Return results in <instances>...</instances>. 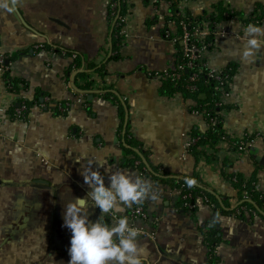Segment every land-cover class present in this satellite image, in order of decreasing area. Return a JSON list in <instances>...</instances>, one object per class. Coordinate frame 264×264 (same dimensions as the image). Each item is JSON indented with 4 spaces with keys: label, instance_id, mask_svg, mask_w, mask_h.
Masks as SVG:
<instances>
[{
    "label": "crops",
    "instance_id": "crops-1",
    "mask_svg": "<svg viewBox=\"0 0 264 264\" xmlns=\"http://www.w3.org/2000/svg\"><path fill=\"white\" fill-rule=\"evenodd\" d=\"M4 3L12 11L0 7V264H67L71 233L63 207L90 191L80 175L89 161L105 184L119 170L152 185L157 198L138 202L145 219L129 216L136 203L117 214L152 233L138 237L148 250L144 264H205L207 226L219 237L217 264H264L263 218L249 211L250 220L218 216L201 200L192 215L169 181L191 179L234 208L236 190L223 177L225 168L253 179L264 193V46L250 58L240 55L248 18L264 0L186 4L192 18L218 5L232 13L212 29L214 45L202 59L216 69L235 67L223 129L253 139L242 152L224 140L201 146L197 157L185 143L206 129L203 116L190 110L193 100L161 92L160 73L176 61V46L164 35L163 3L155 15L149 0L124 1L128 34L114 59L109 0ZM24 101L28 109L17 118L13 109Z\"/></svg>",
    "mask_w": 264,
    "mask_h": 264
},
{
    "label": "clouds",
    "instance_id": "clouds-1",
    "mask_svg": "<svg viewBox=\"0 0 264 264\" xmlns=\"http://www.w3.org/2000/svg\"><path fill=\"white\" fill-rule=\"evenodd\" d=\"M0 7L12 11L7 3ZM244 38L245 45L240 52L242 59L252 57L264 46V27L247 24ZM92 164L89 161L80 172L90 191L84 196H73L63 207V225L71 233L67 264H144L148 250L138 239L140 230L129 224L127 216L117 214L123 212L124 206L142 202L145 198L155 200L152 185L139 175L131 176L119 170L108 175L105 184V176L99 170H93ZM186 183L191 186L193 180L188 179ZM109 213L116 217L114 222L105 221L102 214Z\"/></svg>",
    "mask_w": 264,
    "mask_h": 264
},
{
    "label": "trees",
    "instance_id": "trees-1",
    "mask_svg": "<svg viewBox=\"0 0 264 264\" xmlns=\"http://www.w3.org/2000/svg\"><path fill=\"white\" fill-rule=\"evenodd\" d=\"M117 5L112 9L111 7H108V17H111V13L118 14L119 16H122L125 13V0H115ZM175 3L172 4L171 12H175ZM206 14V13H205ZM203 14L199 18H192L187 14V19L191 20L193 23H202L206 21L208 23V26L210 27V30L215 29L217 24L227 17H229L232 13L225 12V10L222 8L221 5H218L215 7L211 12L208 14ZM264 15V5L263 6H257L255 7L252 17H249L248 20H251L253 22L257 21L258 23H264L261 22V18ZM118 22V21H117ZM115 24L112 29V43H111V50L112 54L110 55V58L114 59L118 57V49L121 45V35L119 34L120 30V24ZM256 23V24H258ZM207 40H212L213 36L208 35ZM115 53L113 54V52ZM176 61L174 63L173 68L168 69V71H174L177 68L178 64H184L185 59L182 57L181 52L176 47ZM76 60V58H75ZM98 70V68H95ZM100 72L103 68L100 66ZM202 69V71H199ZM198 73V79L194 84L196 85L195 90H190L187 88V85L189 82L187 81L186 77L189 73L192 72V70L189 69H183L182 73L183 76L180 79L177 80H170L166 78L165 76H160L162 85H161V92L164 94H175L180 93L184 99H191L194 101V105L191 107L192 110H196L198 112H201L202 110H205L204 113H198L203 116L205 122L209 120V118L213 117L216 121L210 125V127H207L204 131H195L191 134L192 137L196 138V142H194L189 147L190 154L197 157L199 154L202 153V150H199L201 146L209 145L210 147H214L222 138L224 141H226L232 150H237V146L239 145V140L234 139L231 135L224 133L225 130L223 129V121H221V118L215 115V112L217 111V107L215 106V103L220 99L221 94V88L216 85L215 82L209 80L204 75V68L201 64L197 62L194 69ZM231 76L235 73V67L231 66L229 69H225ZM104 74V73H101ZM10 86L13 88L15 86V82L13 80H10ZM16 88V87H15ZM17 91V88L15 89ZM108 93H106L107 95ZM24 104L28 106V104L24 101ZM224 108L227 109V106L224 105ZM129 152H132L130 149H128ZM229 165V164H228ZM227 164L226 166L229 167ZM225 172V168L222 172L223 177L227 180V182L230 183L231 186L236 190V200L237 205L234 208H229L228 203L226 199L220 197L213 191L207 190L203 186H199L196 184H191L189 186L188 183H186V179H169V181L173 182V184L176 186L177 189H179L181 194V202L184 204L185 202L194 204L198 202V200H201L203 203L208 205L213 212L218 216H224L234 213L237 218L246 220L249 219L246 215L247 210H253L256 212L257 216H260L264 219V193L259 191L256 188V185L254 183V180L251 178H244L242 173L229 170ZM162 181H164L163 178H161ZM246 192L247 198H244L243 193ZM183 194H189L187 198H182ZM141 205V203H140ZM186 208V207H185ZM197 209V205L193 207L192 209H189L193 214H195V211ZM250 220V219H249ZM205 239L204 243L207 248V259L205 264H217L218 263V255L216 254V246L219 243V237L217 236V232L214 230V228L207 226L205 227Z\"/></svg>",
    "mask_w": 264,
    "mask_h": 264
},
{
    "label": "built area",
    "instance_id": "built-area-1",
    "mask_svg": "<svg viewBox=\"0 0 264 264\" xmlns=\"http://www.w3.org/2000/svg\"><path fill=\"white\" fill-rule=\"evenodd\" d=\"M151 3L152 11L155 15H159L160 9L159 4L163 3L165 5V13L162 15L161 19L164 23V35L173 45H175L179 51L182 54V57L185 59L184 64H178L177 68L174 71H168L164 70L160 73V76H165L166 78L170 80H177L180 79L183 76V69H189L192 70L191 73L188 74L186 77L189 84L187 85V88L190 90H195L196 85L194 82L198 79V73L193 70L197 62L201 64L204 68V75L207 79L213 81L218 85L221 89L220 99L215 103V106L217 107V111L215 112V115L221 118L223 117V111L225 110L224 105H226V101L229 98V88L232 84L233 76L229 74L225 69H216L213 67H210L207 65V63L202 59V54L204 51L210 47H213L214 40H207V36L213 34L214 30H210V27L208 26V23L206 21L202 23H193L191 20H188L187 14H186V4L191 0H149ZM175 3V12H171L172 4ZM117 5L115 0H109V7L112 9ZM211 12V11H210ZM161 15V14H160ZM111 21L112 25L115 26L116 22L117 24H120V30L119 34L121 35V39L127 37V16L123 14L122 16H119L117 13L113 15L111 13V17H108ZM261 22H264V15L262 16ZM249 23H258L257 21L253 22L249 20L247 24ZM112 26V28H113ZM39 47H42L43 45H38ZM74 56V54H73ZM75 57V56H74ZM3 58H0V64L3 65ZM4 68V67H3ZM199 71H202L200 69ZM190 101V100H189ZM28 107L23 103L19 102L17 106L13 109V115L18 117H21L24 115V113L27 111ZM195 113H204L205 110H202L201 112H198L196 110H193ZM216 120L211 117L208 121H206V128L210 127L211 124H213ZM234 139L239 140V145L237 146V152H242L246 149L247 145L253 142L252 137L247 135L246 133H239L235 135H231ZM222 140H224L222 138ZM194 142H196V138L190 136L188 137L185 146L186 148H189L190 145H192ZM161 170V169H160ZM244 198H247L246 192L243 193ZM189 194H183L182 198H187ZM184 206L188 209H192L196 206V203L191 204L188 202L184 203ZM254 216H256V212L253 210H247ZM109 216H113L111 213L107 214ZM129 216L131 218H139V219H145L146 218V212L140 204L136 203L134 207L129 212ZM116 218V217H115ZM137 228V227H136ZM140 230V235L151 237L152 233L150 231H146L142 228H138Z\"/></svg>",
    "mask_w": 264,
    "mask_h": 264
}]
</instances>
